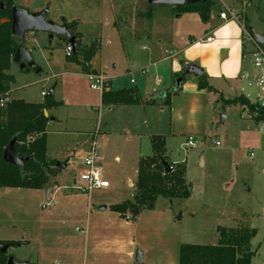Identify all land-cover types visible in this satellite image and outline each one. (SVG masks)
Segmentation results:
<instances>
[{"label":"rangeland","instance_id":"374dc122","mask_svg":"<svg viewBox=\"0 0 264 264\" xmlns=\"http://www.w3.org/2000/svg\"><path fill=\"white\" fill-rule=\"evenodd\" d=\"M224 1L234 8H242L239 0ZM16 2L18 6L31 12L48 8L47 17L59 24L76 21L77 28L74 30L82 33V44L89 45L97 41V38L102 40L95 61L105 74L114 78V88H138L145 79L150 86L154 80H162L163 77L166 78L164 86L171 85V60H159L165 48L169 49L168 53L170 50L173 52L178 43L183 41H176L174 38L171 41L162 40L157 34L165 26L163 21L169 14L167 6L151 4L148 25L139 21L137 24L140 26H136L128 19L127 14L137 20L146 19L150 8L148 0H123L122 4L120 2L121 6H126L129 10V6L137 3L136 9L130 12L123 7L117 15L114 6L119 3L116 4V0ZM253 2V6L249 2L245 8L253 22V26L249 24L248 27H253L258 33L264 32V0ZM215 4L212 9L218 10L220 2L215 1ZM173 13L174 16L178 15L176 11ZM192 25L194 30L191 31L194 34H201L205 30L202 19ZM30 33L21 42L25 46L31 45L29 48H32V58L41 71L37 72L31 67L21 69L19 64L12 62L9 73L13 75L14 81L11 83L12 94H9V98L40 103L46 96L42 91L46 90L48 93L50 89H54V100L58 104L52 106L49 113L58 120L49 126L47 152L49 156H55L61 150H69L67 152L71 155V162L60 171L55 184L58 189L51 195L82 197L78 202L87 205V194L68 188L76 174L72 160L84 159L90 153L96 129V155L101 149L108 147L117 149L124 158L126 147L133 142L126 143V136L109 131V126L122 117L120 111L123 108L115 107L110 111L101 103V91L90 87L89 79L82 73L81 66L77 63L76 66L70 65L66 54V45L69 43L67 39L57 34L51 37L47 32H34L35 36ZM251 42L250 38L245 39L248 52L244 82L241 89H238L241 91L233 89L231 84L227 85L222 80L217 81L218 85L225 88L224 93L218 94L216 90L209 92L201 109L195 114L194 124H189V127L186 115H183L184 119L180 123H172L170 108L164 106L165 125L162 132L168 134L166 158L171 162L184 163L187 169L186 180L192 184V197L181 200L183 205L174 202V208L180 217L185 208L195 213V218L188 213L182 220L183 242L215 244L218 242V224L227 227L249 226L257 231L250 245L256 252L252 264H264V120L257 121L249 115L248 107L245 109L240 103L228 104L222 98H235L234 96H242L244 92L253 105H261L264 100V85L259 83L260 79H264V67L254 63V47L252 48ZM142 70H147V73L143 74ZM187 75L195 78L193 74ZM131 79L136 82L132 83ZM178 102L179 100L174 101L175 105ZM153 110L155 118L160 120V114L156 112L158 108ZM182 114L186 113L183 111ZM57 130H62L63 134ZM189 135L196 140V146L183 145ZM216 141L220 144L216 145ZM148 145L147 147L144 142L141 144V154L144 156L154 152L151 145ZM112 158L113 155L110 154V161H106L101 170L112 182V187L115 184L126 189L129 182L135 181L138 165L134 163L132 169H124L122 163ZM38 193L40 192L36 188L0 187V240H12L13 244L7 248L6 253L29 264H45L40 254L51 242L49 235H43L45 227L41 221L46 211L51 210L50 202L46 197L39 200ZM161 198L168 201L167 198ZM77 228L67 224L70 241L82 240V234ZM55 237L56 235L54 239Z\"/></svg>","mask_w":264,"mask_h":264},{"label":"crops","instance_id":"0c3cea01","mask_svg":"<svg viewBox=\"0 0 264 264\" xmlns=\"http://www.w3.org/2000/svg\"><path fill=\"white\" fill-rule=\"evenodd\" d=\"M248 1L251 5L254 3V0ZM120 2L122 4L123 0H116V4H119L114 6L116 15L123 7L128 10V7L121 6ZM135 5H137V3L131 5L133 6L132 8L129 6L130 12L136 9ZM158 5L167 6L169 8V14L163 21L165 25L164 28L160 29V32L157 31L159 37H161L162 40L166 39L171 41V39L174 38L176 41H183L182 43H178L177 48L173 50V52L170 50L168 53L169 49L167 50V48H165L162 58L159 60H171V76H169L171 85L167 87L164 86L166 83V78L164 77L162 80L161 78L154 80L153 84L151 83L150 86L149 82L145 79L141 87H138V90L145 99L155 98L156 102L154 104L144 103L107 106L110 111L115 107L123 108L120 111L122 117L119 121L109 126L110 133L123 134L126 136V143L133 142V144L126 147V155H124V158L118 153L117 149H110L108 147L101 149L97 154V163L101 168L106 164V161L110 159V154L113 155L112 159L114 161L122 163L124 169L126 167H129V169L131 167L132 169L134 163L139 167L140 159L147 156L141 154V144L144 142L147 147L149 146L148 144H150L153 149V136L155 135L165 136L167 145L168 134L162 132L165 125L163 119L164 106L170 108L172 123H180V120L184 119L183 115H186L188 127L189 124H194L195 114L201 109L203 101H206L209 92L212 90L200 89L198 86V77L194 75V78L186 75V78L180 86V90L173 93L176 84L175 79L178 78L176 75L181 73L184 63H196L203 68V73L208 76L209 84L218 94H223L225 91L223 86L217 84L219 80L224 81L227 85L231 84L233 89L236 88L237 91H241L238 89H241V85L244 82L243 77L246 72L245 58L248 52L245 39L250 38L252 40L248 25L250 24L253 26V22L249 19L248 12L245 11V14L241 16V21L234 19L224 20L219 17L221 6L218 10L212 9L209 20L207 22L203 21L205 30L201 34L200 32L194 34L193 31H191L192 29L194 30L192 23L201 20L199 19L201 16L198 12H184L174 16L173 12L175 10L173 5ZM215 5L216 4H214V6ZM127 17L128 19L130 18L131 22L135 23L136 26H140V24H137L139 21L147 26L150 20L148 16L146 19L143 18L142 20L131 18L128 14ZM76 31L82 36L80 31ZM32 33L34 36L36 35L34 32L30 34ZM259 33L261 34L264 32ZM210 35L214 37L212 41L207 40V37ZM97 42L99 43L100 49L102 40L97 38ZM254 44V41L251 42L252 48ZM26 47H31V45H27ZM98 52L90 61V65L92 69H94L93 71L105 73L101 66L95 61ZM70 65L76 66L77 64L70 62ZM82 73L84 74L86 72L82 71ZM146 73L147 70L143 74ZM113 79L114 78H110V88L116 90L128 87L123 86L114 88ZM131 82L135 83L136 81L131 79ZM167 92L172 93L170 104H164ZM242 93V96H245V93ZM10 94H12V87ZM237 96L241 95L237 94L234 97ZM246 97L251 101L248 96ZM222 98L226 99L223 96ZM176 100H179V102L175 105L174 101ZM153 108H158L156 112L160 114V116L158 114L156 115L161 118L160 120L155 118V110H153ZM49 110H51V107L46 109L47 116H51L47 125V133L50 132L49 126L58 120L55 116L50 115ZM183 111L186 114H182ZM249 115H253L250 110ZM106 126H108V123ZM172 128L173 126H171V129ZM57 132L63 134L62 130H57ZM174 133L176 132H171V134ZM48 137L47 144L49 143ZM96 139L97 138H95V141ZM67 151L61 150L57 152L55 156H50L56 158L57 163L67 164L63 167L57 165L58 169L56 170V174L52 181H50L52 182L53 192L58 189L55 188V184L57 183L60 171L66 168L71 162V155ZM72 161H74L75 173L77 174L78 170L83 167V159H73ZM168 161L170 160L168 159ZM136 171L137 179L138 169ZM103 175L105 179H107L105 172H103ZM136 179L134 182H129L128 188L126 189L115 184L112 187V182L107 179L110 182L108 188L97 189L91 193H85L88 195L87 205L78 202V199L82 197L65 194H56L54 197L50 195L51 210L46 211L41 221L45 227L43 235H49L51 242L40 254L41 260L45 264H140L137 262L136 255L137 251L141 250L143 257L142 264H179V249L181 244L185 243L183 242L184 238L182 235L183 230L181 228V223L185 218V214L191 213V217L195 218V213L185 208L180 219H177L174 201L168 200L166 202L160 197L154 209H139L137 217H134L133 212V218L121 217L118 212L110 209V206L132 198ZM36 190L40 192L37 196L39 200L42 201L46 197L44 187L36 188ZM179 204L183 205L182 202ZM104 206L105 208H103ZM69 223L71 226H75L76 229L79 227L82 240L77 242L69 240L70 235H68V230L66 229ZM219 226L223 225H217V234H219ZM55 235L56 237L54 239Z\"/></svg>","mask_w":264,"mask_h":264},{"label":"trees","instance_id":"16d2710c","mask_svg":"<svg viewBox=\"0 0 264 264\" xmlns=\"http://www.w3.org/2000/svg\"><path fill=\"white\" fill-rule=\"evenodd\" d=\"M1 1L6 6L5 9L0 8V97H4L10 94L11 83L14 81L9 69L21 40L12 33L10 21L12 7L18 5L16 0ZM214 4L215 0H207L205 3L174 6V10L179 14L198 12L201 19L207 22ZM146 15L150 19L151 5ZM3 19L8 20L3 21ZM75 27L76 21L71 22V33L77 38V51L69 56V60L81 66L83 72H93L90 61L97 53L99 43L95 41L89 45L82 44L81 34L74 30ZM180 75L181 73H178L176 77ZM207 77L205 73L198 77L199 88L214 90ZM180 88L174 89L173 93L178 92ZM171 95V92H167L164 104H170ZM224 100L228 104L240 103L245 106L244 108H249L254 119L264 120V112L256 111L246 96ZM101 102L106 106L154 104L156 99L143 98L137 87H123L115 90L108 86L101 92ZM56 104L58 102L54 100V95H50V90L45 100L40 103L12 98L0 104V187L43 188L45 183L52 181L58 167L57 159L50 157L47 152V125L51 116L45 115L44 111ZM15 135L18 137L17 155L31 156L25 162V174L19 166L6 162L3 158L5 147ZM153 149L152 155L142 157L139 161L132 198L110 206V209L118 212L121 217L133 218L135 208L154 209L160 197L179 203L191 197L192 185L186 180V165L169 161L172 171H165L162 163L163 158L168 161L165 156V136H153ZM175 213L176 218L180 219L176 209ZM218 232V242L215 244H181L179 264H252V258L256 252L250 245L257 232L255 228L219 226ZM6 244L11 246L13 241L0 240V264H7L9 255L2 250Z\"/></svg>","mask_w":264,"mask_h":264},{"label":"water","instance_id":"95a60500","mask_svg":"<svg viewBox=\"0 0 264 264\" xmlns=\"http://www.w3.org/2000/svg\"><path fill=\"white\" fill-rule=\"evenodd\" d=\"M207 0H148L149 4H166V5H173V6H180L185 4H197V3H205ZM0 8L5 9L6 6L3 1L0 2ZM49 14V9L44 8L40 11H29L25 8H22L18 5H14L12 7V18L11 21V28L12 33L17 36L21 41L25 39V36L28 32H47L50 36H54V34L59 35L61 38L66 37L68 42L73 47V52L77 51V38L76 35L71 33L70 25L67 22L62 24L56 23L53 20L49 19L47 16ZM8 19H3V21H7ZM250 36L252 40L256 43H259L264 46V34L257 33L253 27H250ZM32 48L26 47L23 42H21L17 50L13 56V62L19 64L21 69H25L27 67L35 68L37 64L32 58ZM37 72H40L41 69L38 67L36 68ZM187 74H193L196 77H199L203 74V68H201L196 63H184L183 69L181 70V75L176 79L175 89H178L184 77ZM50 95H54V89H50ZM256 111L264 112V106L257 105L254 106ZM45 115H47V111L45 109ZM224 120V116L221 119ZM18 137L15 135L5 147L3 158L6 162H9L13 165H17L20 167V170L23 174H25V162L31 158V156H19L16 153V141ZM162 163L165 167L166 172L172 171V167L166 159H162ZM58 166L63 167L67 164H61L60 162L57 163ZM45 189V196L46 200L51 202L50 195L53 192L52 182H47L44 184ZM105 208V206L103 207ZM139 214V209H134V217H137ZM20 244V243H19ZM9 245H5L2 250L3 252L7 251ZM137 262L142 264L143 257L141 250L137 251L136 255ZM7 264H29L27 261H19L15 259L14 256L9 255Z\"/></svg>","mask_w":264,"mask_h":264},{"label":"built area","instance_id":"2783aa9c","mask_svg":"<svg viewBox=\"0 0 264 264\" xmlns=\"http://www.w3.org/2000/svg\"><path fill=\"white\" fill-rule=\"evenodd\" d=\"M216 2H220L221 10L219 12V17L221 19H234L237 21H241V16L245 14V8L249 4L248 0H239L242 2V8L237 9L233 6L228 5L224 0H215ZM214 39L213 36H208L207 40L212 41ZM66 54L67 56H71L73 54V47L70 43L66 45ZM254 63L259 67H264V46L256 43L254 44ZM143 73L146 70H142ZM90 82V87L95 90L103 91L108 88L110 77L102 72H89L85 73ZM259 83L264 85V79H260ZM42 94L46 95V91H42ZM9 94L4 97H0V104H3L5 101L9 100ZM261 106H264V100L261 103ZM262 131L264 132V127H262ZM98 130L96 129L93 143L91 146L90 153L83 159V167L78 170L77 174L74 177L73 183L68 188L76 190L82 193H91L97 189H105L110 186V182L105 179L101 167H99L97 163V155L95 152L96 141ZM220 142L216 141V145H219ZM184 146L194 147L197 145L196 140L192 135H189L186 141L183 143ZM68 189L67 187H65Z\"/></svg>","mask_w":264,"mask_h":264},{"label":"flooded vegetation","instance_id":"af4514ba","mask_svg":"<svg viewBox=\"0 0 264 264\" xmlns=\"http://www.w3.org/2000/svg\"><path fill=\"white\" fill-rule=\"evenodd\" d=\"M70 25V24H69ZM63 38H65V39H67L66 37H63ZM68 40V39H67Z\"/></svg>","mask_w":264,"mask_h":264}]
</instances>
